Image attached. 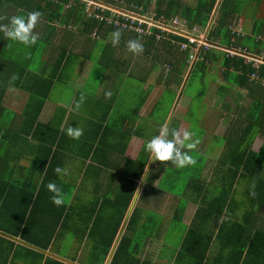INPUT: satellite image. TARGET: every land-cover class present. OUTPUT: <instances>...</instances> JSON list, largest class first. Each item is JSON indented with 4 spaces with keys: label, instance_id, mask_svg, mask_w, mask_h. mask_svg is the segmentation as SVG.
Returning a JSON list of instances; mask_svg holds the SVG:
<instances>
[{
    "label": "trees",
    "instance_id": "16d2710c",
    "mask_svg": "<svg viewBox=\"0 0 264 264\" xmlns=\"http://www.w3.org/2000/svg\"><path fill=\"white\" fill-rule=\"evenodd\" d=\"M68 1L0 0V25H7L10 17L21 13L33 10L42 13L32 30L38 40L31 47H23L7 40L0 31V235L6 233L4 235L12 236L26 232L28 224L36 217L35 214L37 215L36 210L43 208L48 210V213L44 214L46 217H55L51 238L73 204H67L65 200L60 206L54 205L50 199L53 194L47 190L46 185L54 182L64 194H71L72 186L64 177L58 176L54 169L57 166L64 169L68 160L80 159V169L85 180L88 174L92 175L93 172L99 177L104 176L99 188V194H104L102 201L99 205L94 202L92 209L88 207L80 213L81 224L83 221L85 229H91L86 231L83 228L82 231L88 237L94 227L96 230L99 227V234L96 232L98 236L103 237L105 233L108 235L106 242L93 247L89 257L80 264H104L110 255L108 264H155L151 256L135 257L132 253L127 257L124 255L127 240L124 238V232L116 247L113 238L124 224V214L134 195L139 194L140 205L134 204L123 231L127 227H133L141 215L143 218L154 216V211L156 212L163 203L161 196L177 194V190L180 191V197L174 199L182 204L177 207L179 213L176 221H179L185 203L188 202L182 197L188 200L197 199L201 204L188 226L181 244L182 250L175 256L172 264H264V141L258 150L251 148V141L257 131L256 126L262 127L264 124V104L260 101L264 99V88L249 81L248 75L254 71V67L246 62L243 56L226 57L224 51L211 48L209 51L199 52L197 60L192 63L188 72L190 76L193 70H206L209 63L217 60L223 69V75L231 77L228 83L247 88L252 92L250 98L254 95V90L260 94V98L255 100L258 101L255 102L256 109L261 110V115L256 121H239L236 117L233 119L227 116L228 113L225 114L231 121L233 128L229 127L235 131L236 137L231 138L227 129V141L224 140L225 156L210 166L211 169H207V173H213L209 181L203 176L207 157L198 153L195 154L197 164L182 169H177L170 161L153 162L143 150L144 143L158 133L161 125H168V112L158 119L146 116L156 122L158 130L147 132L146 123L140 127L136 118L140 117L139 112L146 101L144 91L140 98L136 95L133 106L120 117H115V111H119L117 106H120L117 103L118 90H115L117 97L113 95L115 93L110 94L114 103L105 101L103 94L95 96L94 103L90 106V111L85 113L81 125L79 121L73 123L75 114L67 113V109H74V106L83 104L79 97L80 92L75 95L78 100L75 99L69 106L56 105L55 112L48 120L42 121L40 115L53 86L64 82L67 70L74 64L76 48L83 47V54L94 58L96 64L103 62L102 59L108 60L109 64L104 66L101 72L107 73L114 69L122 74L127 71V76L134 78L140 88H143V83L154 70H159L157 81L166 70L164 75L168 79L165 82V90L171 91V83L180 84L183 81L182 73L189 67L186 51L179 50L177 44L172 41H185V38L156 26L152 27L150 35L143 38L129 30L106 27L105 21H84L83 2L72 0L71 5ZM252 1L250 7H243L245 4L242 0H189L186 4L181 0H156L154 19L167 24L173 17H179L187 28L192 29L197 25L202 30L211 22L213 16L207 37L217 47L240 48L241 51L245 49L247 54L258 53L261 42L255 41V38L258 35L264 37V26L262 23H256V17L251 32L243 35L248 39L247 43H243L241 36L231 29L234 14L238 15L244 10L245 13L247 10L256 11L259 0ZM126 2H132L136 7L140 5L139 0ZM125 6L132 8V5ZM134 10L141 12L136 8ZM71 26L76 28V31L68 28ZM96 26L98 38H92L90 33H95L92 29ZM117 30L120 31V39L115 46L111 38L109 41L100 40L106 37L107 32L111 35ZM156 35L161 38L157 40ZM130 40H138L144 46L143 52L135 60L137 65L130 62L132 59L125 48ZM37 46L41 47V53L35 58ZM96 46L100 47L101 51L98 55L92 53V50L97 49ZM116 49L122 50L125 57L121 59V55L118 61L111 64V54ZM45 50L55 51V58L43 61ZM165 64L169 68H164L163 72L160 68ZM257 71L259 75L264 76V66L259 67ZM152 87L153 84L149 85L148 90ZM220 88V94L228 91L225 86ZM14 91H20L24 96L17 109H11L7 105ZM234 99L237 104L239 94ZM160 104L156 103L152 110ZM221 106L226 108L227 112L231 109L228 104L221 103ZM69 126L81 128L82 135L78 139L67 136L65 130ZM260 132H264V129ZM133 137L140 138L142 144L136 156L131 158L125 155V150ZM217 171L219 176L215 177ZM82 193L79 188L78 194ZM237 193L241 195L240 198H237ZM107 194H114V197H108ZM207 197L208 200L205 201ZM173 200L170 201L171 206ZM141 207L147 210L140 209ZM216 209L223 217L212 237V233L201 230V225L207 226L209 219L213 217V210ZM34 237L38 238L36 235L31 236ZM213 241L216 243V249L211 245ZM47 245L45 242L43 247ZM210 249L215 250L211 257ZM68 261L49 257L45 259L44 264H74L73 260Z\"/></svg>",
    "mask_w": 264,
    "mask_h": 264
},
{
    "label": "rangeland",
    "instance_id": "374dc122",
    "mask_svg": "<svg viewBox=\"0 0 264 264\" xmlns=\"http://www.w3.org/2000/svg\"><path fill=\"white\" fill-rule=\"evenodd\" d=\"M83 2L82 6V12H83V20H96L98 23L102 22L101 20L96 19L93 16H88L86 11V1L87 0H81ZM96 4H100L105 7V10L103 11V14L105 15V12L114 10L115 12L119 13H128L132 15H138L141 14L142 16H147L151 20L155 21V6H156V0H139V6L136 7L132 2L128 3L126 0H92ZM245 4L243 7L251 6L252 0H242ZM252 1V2H251ZM264 0H259L257 5L256 11L247 10V13L244 11L239 12L238 15L234 14L233 23L231 25V29L236 32V34H239L241 36V41L243 43H247L248 39H246V36H243L245 34H249L252 30L253 23H254V17H256V23H262L264 26ZM183 4L189 3V0H181ZM69 4L72 5V0L68 1ZM132 5V8H127L125 6ZM253 6V4H252ZM255 6V5H254ZM136 8L138 11L136 12L134 10ZM90 10H94V12H99L97 9H93V7H90ZM242 10V9H241ZM244 12V13H243ZM109 13V12H108ZM107 15V14H106ZM213 15H215L213 13ZM172 19H177L176 26L179 28H187L184 21L180 19L179 17H173ZM213 16L212 20L213 21ZM210 22V23H211ZM103 23V22H102ZM210 23L204 28L199 29L197 25L193 26L199 33L207 34V31L209 29ZM104 26L111 27L114 29L123 30L119 27L114 26L113 24H109L106 21L104 22ZM53 25H57V23H53ZM73 26L68 27L69 29H75L72 28ZM75 27V26H74ZM77 27V25H76ZM97 27L92 29L95 33H90V36L92 38H98V30ZM62 28H66L65 26H62ZM213 28V26H211ZM78 33H76L77 35ZM111 38V35L107 32V35L105 38L100 40H107L109 41ZM99 40V41H100ZM55 43V42H53ZM172 43L177 44V40H173ZM25 47L24 45H22ZM50 46V44H49ZM70 46V45H69ZM68 46V47H69ZM90 46V45H89ZM72 47V46H70ZM123 47V46H122ZM239 47V46H237ZM261 47V43H260ZM97 49L92 50V53L94 55H98L100 51V47L96 46ZM126 48L127 53L130 54L131 61L135 65L138 63L135 62L136 58H138L139 54H133L131 51H129ZM23 49V48H22ZM36 55L34 57H38L41 53V47L37 46L36 48ZM73 50V49H72ZM77 52V56L75 59L74 64L67 70V76L62 83H56L53 88L50 91V95L48 100L46 101L44 105V109L40 115L42 121H46L50 118L51 114L55 112V106L56 105H62V106H69L75 99L78 100V97H75L77 92H80L79 97L82 99L83 104L79 105V107L74 106L75 108H69L67 109V113L71 112L72 115L75 114L74 119L72 120L74 122L80 123V125L83 123L85 116V113L90 111V106L94 103V97L106 95V93L113 94L117 97V94L115 90L119 91V97L117 98V103L120 106L118 107L119 111H115V117H120L121 115H125L128 111V109L133 106L135 103L137 97L140 98V95H143V91L145 92V98L146 101L141 108L139 114L140 117L136 118V123L140 127H143V124L146 123V131L147 132H154L155 130L159 129V126L156 124L155 121L151 118H146L147 115L150 117H153L155 119H158L161 116H164L165 113L168 112V118L166 121V124L169 131L171 132L173 129V125L177 124V131H179L182 135L183 131H195L196 137L199 138L200 143L197 144L196 148L193 150V153L200 154L201 156L207 157L206 163H205V172L203 176L207 181H209L213 175L211 172L207 173V169H211L210 166L213 164H216L219 160V158L226 153V149L222 146V141H220V136L223 135L225 130L228 129V124L226 123L224 125V122L227 121V116L225 115L227 113L226 108L221 106V103L216 102L214 103V100L220 95L218 93L215 95V93L220 89V86H225L228 91H230L229 87L226 82H228L231 77L224 76L221 73L223 71L222 68H220V64L217 60L209 63L208 68L206 70H201L199 72H196L193 70L192 73H190V76L188 79H186V76L189 75L188 72L190 70L191 65H188V69L185 70L184 73H182L183 81L176 85L175 83H171L170 87L173 88L171 91L165 90L167 87L165 85L166 80L168 77H166L163 74L162 77H160L159 81V70H154L151 74V76L145 80L143 83V88H140L135 79L131 76H127L128 72L125 71L122 74L119 72L114 71V69L109 70V72H101L104 68V66L108 65V60H103V62H95L94 58H91L87 56L86 54H83V47H78L75 49ZM55 51L51 52L48 50H45V55L43 58V61L48 59L55 58ZM122 55V57H121ZM113 57V62L118 61L121 57L124 58L125 55L122 52V50L116 49V51L111 54V58ZM36 62V61H34ZM94 63V64H93ZM101 63V64H98ZM167 64L161 67L160 70L164 72V68H166ZM78 67V69H77ZM95 67V68H94ZM101 72V73H100ZM106 78H109L110 80L107 82ZM228 78V79H227ZM221 80V82H220ZM226 81V82H225ZM153 87L148 90V86L152 85ZM237 89V87H235ZM233 90V89H232ZM243 90V89H241ZM242 92V91H241ZM137 95V97H136ZM140 96V97H139ZM24 100V96L20 91H14V94L12 95V98L10 99V102H8V107L11 109H17L18 106L21 105L22 101ZM160 102L161 104L157 106L155 110H152L154 105L156 103ZM242 102V101H241ZM114 103V102H113ZM231 105V103H230ZM232 106V105H231ZM224 111V112H223ZM119 119V118H118ZM130 119V118H129ZM170 122V123H169ZM184 122V123H183ZM222 124V126L220 125ZM258 127V126H256ZM261 139L264 138V133L259 135ZM132 145L127 148L125 151L126 155L133 158L137 154L138 150L141 147L142 140L133 139ZM260 140H255L254 144H252V148H258L259 147ZM215 170V169H213ZM212 170V171H213ZM219 176V172L217 171L215 173V177ZM158 182H156L157 184ZM98 187V186H97ZM99 187L98 192L99 194ZM177 194L180 193L179 190L176 191ZM237 198H240V194H236ZM183 200L189 201L186 197H182ZM137 205H140L139 202H137ZM160 208V206H159ZM169 208L164 207L160 208V211H168Z\"/></svg>",
    "mask_w": 264,
    "mask_h": 264
},
{
    "label": "crops",
    "instance_id": "0c3cea01",
    "mask_svg": "<svg viewBox=\"0 0 264 264\" xmlns=\"http://www.w3.org/2000/svg\"><path fill=\"white\" fill-rule=\"evenodd\" d=\"M262 4H264V1ZM220 73L222 76L223 73ZM188 76L189 75L186 76V79H188ZM106 80L107 82L109 81L107 78ZM225 84L228 85L230 91L220 94L214 100V103L219 102L222 104H228V107H231V109L227 112V116H231L233 119L236 117L239 121L242 119L244 121H256L257 117L259 118L261 115V110L256 109L255 107V102H258L255 100L260 98V94L256 93V90H254V95L250 98L249 96H251L252 92L248 91L247 88L238 87L235 83L231 84L226 82ZM235 87H237V89ZM217 94L218 91L215 93V95ZM237 94H239L240 99H237L238 103L236 104V99L234 98H236ZM103 99L105 101L112 102L110 95H103ZM260 101L264 104V99ZM226 123L228 124L227 127L229 129V136H231V138L236 137L235 131L230 128H233L231 121L227 119V121L224 122V125ZM220 125L222 126V124ZM256 128L257 131L251 141V148L255 140L259 139L260 143L259 147L256 149L253 146L252 149L255 151L258 150L263 144L264 138H259V135L264 133L260 132L262 129H264V124L262 127ZM173 129H177V124L173 125ZM226 132L227 130H225L223 135L220 136V141H222L221 144L225 149V144L227 141ZM224 136L226 137L225 139ZM137 138L138 137H133L127 145V148L132 145V140ZM138 139L141 140L140 138ZM224 140L226 141L224 142ZM222 156L224 157L225 155L223 154ZM22 162L26 163V161ZM80 163V159H70L66 162L64 169L67 170V174L63 175L62 178L64 177L66 182H69V184L72 186V193L64 194V196L65 200L67 201L66 203L73 205L69 208L67 217L62 219L61 224L56 227L51 238L50 234L52 233L51 230L55 222V217H52L51 219L49 216L46 217L44 214H47L48 210L45 211L43 208H38L36 210L37 215L35 214L36 217L28 224L26 232H24L25 234L20 233L17 235L6 236L4 235L6 233H3L2 235H4V237L0 235V264H44L45 259H48L49 257L59 261L73 260L72 262H74V264H80L89 257L93 247H95L97 244L100 246L103 244V242H106L108 238L106 233L103 235V237H100L96 234L97 230L100 229L99 227H97V230L94 227L92 234H90L88 237L86 236L87 234H84L82 231V229H85V227L83 225V221L82 224L80 222V213L87 210L88 207L92 209L94 202H98L99 205V203L102 201L104 194H97L98 190L96 189V186L98 185L100 188L104 181V176L102 175L99 177L95 172H93L92 175L88 174V178L85 180L80 169ZM158 181L159 179L156 180V182ZM79 188L82 189V194H78ZM179 195L180 194L162 195L161 197L163 199V203H161L160 208H169L167 212H161L160 208L158 207L156 212L154 211V216L143 218L141 215L137 223L133 224V227H127L126 230L123 231L124 225L126 224L128 217L134 208V204H137L138 202L139 194L134 195L128 209L126 210V213L124 214V224H121L122 228L120 226V229L113 238L114 246L116 247L124 232V238L127 239V248L125 247L124 251V255L126 257L132 253L135 257L151 256L150 258L153 259L155 264H172L174 262L175 256L180 253V250H182L181 244L185 235L187 234L188 226L193 220V216L197 207L201 204V202L197 199H190L185 203L179 221H176L179 213V210L177 211V207L179 208L180 204L182 203L174 199V197L179 198ZM107 196L114 197V194H107ZM171 200H173L172 206L170 205ZM207 200L208 197L205 199V201ZM140 209L147 210L144 207H141ZM94 211L95 214H97L96 210ZM221 214L222 213H219L218 209L213 210V217L209 219L207 226L201 225V230H204L207 233H212V237H214V231L216 232L217 227L223 217ZM69 216L72 217L69 218ZM102 226L105 227L104 224ZM10 229H14V227H10ZM85 230L90 231L91 229L86 228ZM33 235H36L38 238H31ZM45 242L48 243L47 247H43ZM215 244V241H213L211 244L214 245L213 249L217 248ZM112 246L113 244L110 248L111 252ZM209 253L211 257L214 255L213 253H215V250L210 249ZM110 256L107 262L110 261ZM107 262L104 264H108ZM50 264H54V262H50Z\"/></svg>",
    "mask_w": 264,
    "mask_h": 264
},
{
    "label": "clouds",
    "instance_id": "9594fccd",
    "mask_svg": "<svg viewBox=\"0 0 264 264\" xmlns=\"http://www.w3.org/2000/svg\"><path fill=\"white\" fill-rule=\"evenodd\" d=\"M41 16L42 13L37 10L14 15L9 18L7 25H0V31L4 33V37L7 40L19 43L25 47H31L38 40V36L32 30ZM119 39V30L111 33V42L114 46L119 42ZM126 46L133 54L142 53L144 50L143 44L138 40H130ZM106 95H110V93H106ZM65 131L66 135L72 139H78L83 133L81 128L73 126H69ZM196 135L195 131L188 130L183 131L182 135L177 130L170 132L166 125H161L158 133L145 141L143 150L149 154V160L153 162L170 161L177 169L195 166L197 158L193 154V150L200 143L199 138L194 139ZM54 172L58 176L67 174V170L59 166L54 169ZM46 187L53 194L50 199L54 205L60 206L65 202L64 193L56 183L49 182Z\"/></svg>",
    "mask_w": 264,
    "mask_h": 264
},
{
    "label": "built area",
    "instance_id": "2783aa9c",
    "mask_svg": "<svg viewBox=\"0 0 264 264\" xmlns=\"http://www.w3.org/2000/svg\"><path fill=\"white\" fill-rule=\"evenodd\" d=\"M90 7L93 9H98L99 12H94V10H90ZM105 7L96 4L92 0L86 1V11L88 16H93L98 20L106 21L109 24H113L116 27H119L123 30H129L131 32L136 33L138 37H147L152 33V27L156 26L161 28L166 32H173L176 35H179L185 38V41H178L177 46L179 50L186 51L187 53V62L189 65H192L193 62L197 60V56L200 51L210 50L211 48L220 49L225 52L226 57L233 56H243L246 62L250 63L254 67V71L250 72L248 75L249 81H253L258 86L264 88V76L258 74V68L264 66V37L261 35L256 36L255 41L261 42L260 51L258 53L247 54L245 49H234V48H226V47H217L212 41L209 40L207 34L199 33L194 27L192 29L189 28H179L176 26L177 19H171L170 23H162L161 21L155 19L151 20L147 16H142L141 14L132 15L126 13L115 12L114 10H110L106 15L103 14ZM160 35H156V39H160ZM169 66H166L168 69Z\"/></svg>",
    "mask_w": 264,
    "mask_h": 264
}]
</instances>
